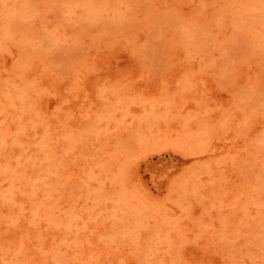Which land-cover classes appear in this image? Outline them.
Masks as SVG:
<instances>
[{
    "label": "rangeland",
    "instance_id": "374dc122",
    "mask_svg": "<svg viewBox=\"0 0 264 264\" xmlns=\"http://www.w3.org/2000/svg\"><path fill=\"white\" fill-rule=\"evenodd\" d=\"M0 264H264V0H0Z\"/></svg>",
    "mask_w": 264,
    "mask_h": 264
},
{
    "label": "bare ground",
    "instance_id": "6f19581e",
    "mask_svg": "<svg viewBox=\"0 0 264 264\" xmlns=\"http://www.w3.org/2000/svg\"><path fill=\"white\" fill-rule=\"evenodd\" d=\"M161 159V158H160Z\"/></svg>",
    "mask_w": 264,
    "mask_h": 264
}]
</instances>
